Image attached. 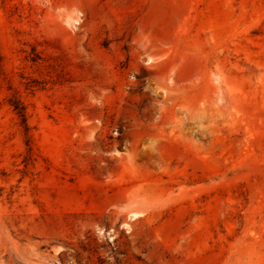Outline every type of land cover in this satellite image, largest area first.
Listing matches in <instances>:
<instances>
[{
  "label": "rangeland",
  "instance_id": "374dc122",
  "mask_svg": "<svg viewBox=\"0 0 264 264\" xmlns=\"http://www.w3.org/2000/svg\"><path fill=\"white\" fill-rule=\"evenodd\" d=\"M0 264H264V0H0Z\"/></svg>",
  "mask_w": 264,
  "mask_h": 264
}]
</instances>
